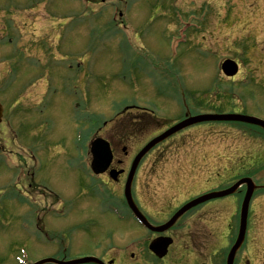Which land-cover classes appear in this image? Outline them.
<instances>
[{
    "label": "rangeland",
    "instance_id": "obj_1",
    "mask_svg": "<svg viewBox=\"0 0 264 264\" xmlns=\"http://www.w3.org/2000/svg\"><path fill=\"white\" fill-rule=\"evenodd\" d=\"M6 1L0 0L2 26ZM121 1L87 0V7L82 0L34 4L41 9L36 16L47 27L48 42L36 36L34 40L47 44L46 50L53 48L48 68L24 66L14 72L9 36L0 26V101L5 108L0 125V264L58 258L63 245L65 259L73 260L79 251L83 254L98 247L85 239L76 246L71 238L60 245L55 236H70L69 230H57L61 220L53 221L56 229H47L51 246L36 230V209L27 207L29 198L41 204L35 191L42 190L68 196L66 201L61 199L63 204L48 197L45 204L52 205L53 212L63 213L67 204L77 202L73 188L85 179L80 167L74 171L66 162L85 161L89 140L109 138L118 160L123 159V147L127 156L135 155L158 129L178 117L180 103L186 99L193 100L194 115L235 112L264 121V0H127L130 7L125 16ZM21 6L32 5L8 1L5 10L11 15L21 13ZM187 23L194 26L189 35L184 32ZM225 60L240 66L233 79L220 72ZM36 79L44 80L45 98L31 107L30 100H39L43 93L40 84L27 89ZM16 99L20 107L15 106ZM132 103L154 108L157 121L147 119L145 128L138 130L127 128L126 113H120ZM104 122L105 128L97 134ZM131 135L138 144L147 142L133 147L128 142ZM253 155V170L261 165L259 174L264 168V135L254 127L222 123L194 127L149 153L132 192L141 195L142 207L152 218L209 188L229 186L237 173L234 165L241 162L246 167ZM29 178L38 189L28 188V198ZM109 189L119 193L116 185ZM165 201L169 206H164ZM235 203L234 198L221 200V245L226 244L225 238L229 246L235 239V233L230 238L235 231L230 224ZM92 205L98 244H105L112 234L125 236L124 224L109 207ZM254 217L264 224V209L257 208ZM130 223L129 237L138 236L136 224Z\"/></svg>",
    "mask_w": 264,
    "mask_h": 264
},
{
    "label": "flooded vegetation",
    "instance_id": "obj_2",
    "mask_svg": "<svg viewBox=\"0 0 264 264\" xmlns=\"http://www.w3.org/2000/svg\"><path fill=\"white\" fill-rule=\"evenodd\" d=\"M16 31L17 34L13 41L10 40V43L14 48V56L16 59L24 60L29 57L37 69L45 68L49 57L46 53L47 44H38V41L35 42L32 36L27 37L26 35H20V30L17 29ZM39 39L44 41L42 37H39ZM25 52H29V54L24 55ZM39 63L40 66H38ZM41 79H44V77ZM43 83L44 80H41L42 85ZM31 85H33V83H31ZM44 88L40 102L44 101L46 87L44 86ZM138 110L139 107L136 105L127 106L125 114V125L127 128H131L132 124H136L138 125V128H142V122H144L145 118L149 115ZM127 114H129L128 117L126 116ZM133 117H137L138 119L135 121L132 119ZM129 140L133 143V147L137 146V137L133 138V136H131L129 137ZM249 158L250 161L246 164V167L241 166V162L234 165V170L237 169V173L232 174L234 180L229 186L225 188H209L203 193L194 195L190 199L177 205L172 210L174 211L172 214H165L163 219L160 218V221L158 220L155 222L149 219L148 221L151 222V225L153 224L155 227H160L168 222L173 214L182 208L185 203L192 201L196 197L211 192H220L237 182L250 180L254 186V190L251 194L250 201L248 202L247 217L245 218L244 227V240L239 249L235 252L233 264H264V224L259 220H255V217L253 218L254 211L257 208L264 209V183H261V180H264V168L258 174V168L261 165L257 167L256 171L253 170V167L255 166L254 155L249 156ZM125 159V161L123 159H116V161L114 160V163L110 166V169L125 171L122 175H119L116 181H111L108 178V173L100 176H93L90 173L89 166H86V171L84 173L85 182L82 185V189L76 190L75 195L77 196V202H73V207H69L66 216H64L63 219L60 217L55 220L57 222H60V220L64 221L57 230H69L71 234L70 236L63 235L59 244H62V242L64 243V240L67 238L74 239L72 243L76 246H81L80 239H85L86 241L91 240V243L93 242V244L98 247H95L91 252H83V254H80L81 251H79V257L93 256L103 262V264H226L229 251L239 233V227L241 224V206L249 188L251 187V182H245L240 185L233 195L219 199H212L202 205L193 207L181 216L171 228L160 235H155L153 232H148L144 228L136 225L138 236L129 237L130 233L128 227H130L129 216L131 213L128 210L123 195V187L128 173L127 170H129V158L125 157ZM240 160H242V158H240ZM66 165L72 168L76 164L66 163ZM140 168L141 165L138 168L139 171ZM261 174L263 178H259L260 176L258 177V175ZM89 179H91V182ZM113 185L117 186V192L119 193L114 194L111 189H109L111 187L113 188ZM131 196L137 208L140 209L139 200H141V195L132 193ZM99 198L101 200H106L105 202H100ZM224 198H234L236 202L234 206H231L234 215L231 218L230 224H233L235 230L230 236V238H232L235 233V239L231 246H229V238H225L226 244L223 245H221L218 240L224 229V226H222L219 232L220 218L218 216L223 209L221 206V200ZM257 199L260 200V203L254 204ZM93 202L98 204L102 203V206H109V204L115 203L116 207H119L126 212V221L122 222L125 226V236H116L112 234L105 244L97 243L96 227L94 226L93 216L90 215ZM164 206H169V204H166L165 201ZM159 216L161 217L160 214ZM41 221L42 223L46 221L45 214H43V219H41ZM47 224L49 228L56 229L51 226L52 222L49 216ZM228 229L230 230L231 228L229 227ZM254 233L256 234L253 237ZM157 239H168L170 241V244L166 249V254L161 259H158L149 249L150 244ZM59 252L63 255L62 257H64L67 253L66 247L63 245Z\"/></svg>",
    "mask_w": 264,
    "mask_h": 264
},
{
    "label": "water",
    "instance_id": "obj_3",
    "mask_svg": "<svg viewBox=\"0 0 264 264\" xmlns=\"http://www.w3.org/2000/svg\"><path fill=\"white\" fill-rule=\"evenodd\" d=\"M222 70L226 76L230 77V76L235 75L237 68H236V65L234 62L226 61L222 65ZM1 112H2V110L0 107V120L2 118ZM203 122H243V123L259 125V126L263 127V129H264V122H262V121L259 122V120H257V119L245 117V116H238V115H229V116L228 115H205V116H202L201 115L198 117L189 118V119L183 121L182 123L174 126L173 128L169 129L167 132H165L160 137H158L154 140H151V142H148V144L139 152V154L134 159L132 166H131V169H130V172H129V177H128V181H127L126 188H125L126 196H128L130 183H131L133 174L135 172V169H136L139 161L141 160V158L147 152H149L155 145H157L159 142H161L165 138H167V137L169 138V136L171 134L177 132L178 130H181L185 127H188V126H191L194 124H200ZM91 152H92V156H93L92 168H93L94 172L96 174L104 172L111 162V153H110L108 144L105 143L104 141L100 140V139H97L92 143ZM238 186H239V183L236 184L235 186H233L232 188H230L229 190L222 192L220 194H217L216 197H222L223 198L224 196L233 193L234 190L237 189ZM249 193L251 194V191ZM213 196H215V194H211L207 197L205 196V197L201 198V200L197 201L196 203L200 204L202 201L211 199ZM248 197H249V194L246 196V199L243 203V209H242L243 221L241 224V234L239 235V238H238L235 246L233 247V249L231 251L230 259L232 258L233 254L235 252V249L238 248V246L240 245V242L242 241V238H243V232H244V227H245L244 217L246 215V209H247L246 207H247V203H248V199H249ZM186 209L187 208L185 207V209H183L182 211L184 212ZM182 211L178 212L175 215V217L173 218V221H174V219H176L177 216H179L182 213ZM165 247H166V245L161 243V248H159V250H164ZM154 253H156V251ZM157 255L159 257H161L164 254L159 253ZM88 261L89 260L75 261L73 263H68V264H78V263H83V262H88ZM44 263L60 264L58 262L53 261V259L43 261L40 264H44Z\"/></svg>",
    "mask_w": 264,
    "mask_h": 264
}]
</instances>
